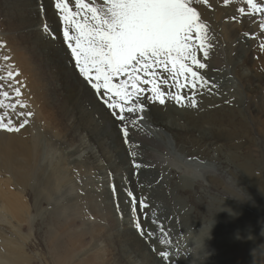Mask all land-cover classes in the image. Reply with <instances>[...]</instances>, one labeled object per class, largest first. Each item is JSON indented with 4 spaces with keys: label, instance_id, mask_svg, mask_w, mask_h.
Listing matches in <instances>:
<instances>
[{
    "label": "rangeland",
    "instance_id": "1",
    "mask_svg": "<svg viewBox=\"0 0 264 264\" xmlns=\"http://www.w3.org/2000/svg\"><path fill=\"white\" fill-rule=\"evenodd\" d=\"M69 3L75 10V0H69ZM194 6L209 27L213 45L207 59L203 58L202 52L198 53V58L208 65L199 71L206 79L212 72L231 74L230 95L221 99L216 88L208 84L200 92H207L211 106L208 108L202 104L203 111L186 108L178 112L174 110L176 103L166 100L173 107L172 114L182 118L188 129L182 137L172 135L175 149L161 148L153 158H161L171 169L162 201L172 208L192 210L191 217L200 224L205 222L209 228L213 223L210 220L218 216L220 205L241 199L245 200V210L255 217L258 224L264 225V51L259 49V31L245 27V16L248 19L252 17L248 15L246 0L236 6L225 4L224 0H208V5ZM240 7L245 8V13L238 11ZM204 9L209 13L214 9H230L233 16L242 19L232 28H220L210 24ZM35 23H40L42 30H34ZM45 24L49 33L44 31ZM62 30L55 0H38L37 5L33 0H0V75L6 76L8 70L19 72L15 77L18 83L14 86L21 88V97H14L12 89L7 88L11 82L0 83H4L5 90L13 96L12 102L20 99L27 105L24 108L18 105L16 112L10 115L17 126L25 118L28 119L29 123L24 127L26 135L34 155L43 151L42 162L47 168V172L34 169L30 172L28 184L21 195L23 207L19 203L18 211L3 208L0 197V237L5 242L14 240L22 244L28 256L26 264H70L79 259H89L91 254H95L94 258L102 257L97 260L99 262L111 257L108 243L113 241V237H106V233L112 230L115 217L108 212L106 196L91 190H97L103 181L95 177L89 166L78 171L67 153L69 149H79L76 156L85 161L82 146L98 149L99 145L94 142L95 131L91 132L89 139L87 133L79 136L76 127L67 123L71 108L77 106L75 94L78 84L84 78L75 68L74 58L62 38ZM246 32L249 33L248 47L261 53L253 57L261 64L256 73L245 66ZM225 37L229 45L225 43ZM4 56L9 59L4 60ZM71 71L78 83L67 80ZM160 71L167 78V74ZM161 87L165 92L169 91L168 87ZM92 90L95 95V90ZM184 90H181V95L185 94ZM171 91H175L174 87ZM20 112H31L32 115L18 117ZM76 112L79 126L92 119H81L80 111ZM144 112L149 115L147 109ZM0 135L11 136L16 142L19 140V132L0 129ZM114 138L116 144L121 143L118 134ZM24 158L23 153H17L15 160L22 162ZM210 165L214 166L216 173L212 172ZM61 175L66 176L63 182L59 181ZM113 184L116 193L111 192L110 195L115 196L113 208L116 216L136 224V217H140L139 206L133 214L131 206L127 208L122 202L115 183H110L111 190ZM139 184L142 186L136 184L127 189H133L135 195L139 192L150 202L151 185ZM6 185L14 196L21 194L20 188ZM124 190V197L130 199ZM120 235H124L123 230ZM113 243H117V238ZM89 248H93V252L85 255ZM224 264L245 263L238 256Z\"/></svg>",
    "mask_w": 264,
    "mask_h": 264
},
{
    "label": "bare ground",
    "instance_id": "2",
    "mask_svg": "<svg viewBox=\"0 0 264 264\" xmlns=\"http://www.w3.org/2000/svg\"><path fill=\"white\" fill-rule=\"evenodd\" d=\"M33 2L35 5L38 4V0H33ZM257 2H264V0H257ZM230 3L232 6H236L244 4L245 0H231ZM35 9L37 10L38 7ZM229 11L230 9H214L209 13L204 9V14L210 24L218 25L220 28L225 26L232 28L242 18L233 16V10ZM257 21H260L259 14L250 19L245 16V27L256 32L259 31L258 36L262 41L264 40V30H261L260 27L256 28ZM33 29L42 30L40 23H35ZM224 41L229 45L227 37ZM248 41L249 33L246 32L245 66L250 72L256 73L261 64L253 57L261 53L252 51L248 47ZM230 79L231 74L227 73L212 72L207 75L209 85L216 88L221 99H227L230 95ZM67 80L78 83L76 75L72 71ZM86 83L82 80L78 84L75 94L77 106L71 108L72 112L67 117V123L76 127V133L79 136L87 133L89 139L91 132L95 131L94 142L99 145V148L83 145L85 161H80L76 156L79 149H69L67 153L70 160L77 166L78 171L81 172L83 167L89 166L93 169L95 177L103 181L97 190L94 188L91 190L105 195L106 201L109 202L108 212L112 213L115 218L112 221L114 226L106 233V237H113V241L117 238V243H113V241L108 243V252L111 255L109 259L102 262L97 261L102 257L94 258L95 254H91L93 248H89L85 253V255L91 254L89 259H79L70 264H196L195 258L188 255V249L184 246L186 243L184 237L191 228L199 232L203 223L200 224L191 217L192 210L186 211L184 207L172 208L162 201L165 195L164 187L167 186L165 184L171 178V169L161 158L153 159L161 148L175 149L172 135L182 137L184 131L188 129L187 124L182 118L172 114L173 107L168 104V101L164 105L148 101V93L143 98V102L149 115L143 112L133 117L137 120V124L133 126L129 123V138L126 143L119 127L120 122L116 121L108 109L96 99L93 90ZM184 91V95L188 97L194 90L188 88ZM47 96L49 97V93ZM196 99V107H182L176 104L174 110L182 112L189 108L203 111L202 104L208 108L211 106L207 92L197 91ZM76 111H80L81 119L85 117L92 119L79 126ZM141 115L144 117L142 120L139 119ZM13 121L15 122V119ZM26 133L25 128L20 130L18 142L11 136L0 135V179L4 181L0 180V197L2 207L13 209L12 212L18 211L19 203L23 207L21 195L24 194L28 184L30 172L33 169L34 171L47 172V168L43 166L42 162L43 151L34 155L33 147ZM115 134L121 137L120 144H116ZM132 152L137 153L135 159L142 165L140 173L137 175H134L136 170L132 166L134 158L131 155ZM186 152L188 151L186 150ZM17 153H23L25 156L22 162L15 160ZM225 162L228 161L225 160ZM210 169L216 173L213 165H210ZM65 178L66 176L61 175L59 181L63 182ZM137 180L140 183H149L152 187L151 200L148 202L150 205L149 219L145 220L140 214L142 224L139 229L132 220L124 221L120 216H116L117 212L113 208L115 196L110 195L112 192L110 183H115L122 195V202L127 208H130V199L124 197L123 189L133 188L136 186ZM6 184L20 188L21 194L14 196L5 187ZM36 195L40 194L36 193ZM140 195L138 192L137 197L139 198ZM217 210L218 216L214 218L215 221L210 220L215 222V225L212 228L211 239L206 241L207 253L205 256L207 255V258L204 260V256L199 257V264H203V261L204 264H224L226 261L229 262L230 258L238 256L245 264H264V225L258 224L255 217L245 210V200L224 203ZM153 213L155 214V224L151 222ZM121 230L124 231L122 237ZM181 232H183L182 235ZM207 233L208 228L205 226L197 240L198 246H201L200 241ZM165 239L168 242H162ZM21 245L14 240L5 242L0 237V264H26L28 256ZM161 252L169 253V257L165 259L161 256Z\"/></svg>",
    "mask_w": 264,
    "mask_h": 264
},
{
    "label": "snow or ice",
    "instance_id": "3",
    "mask_svg": "<svg viewBox=\"0 0 264 264\" xmlns=\"http://www.w3.org/2000/svg\"><path fill=\"white\" fill-rule=\"evenodd\" d=\"M230 2L224 0L225 4ZM246 3L249 16L260 15L259 27L264 30V2L246 0ZM199 4L208 5V0H75V10L69 0H55V9L63 25L62 38L74 58L75 68L95 90L111 116L120 122L126 143L129 123L136 126L137 120L133 117L145 111L143 98L146 93L150 92L148 101L159 105L170 99L182 107H196V92L208 87L209 81L199 71L208 65L198 58V53L202 52L205 59L210 56L212 34L194 6ZM238 11L243 14L245 8L240 7ZM44 31L49 33L47 24ZM259 49L264 51V40L259 43ZM8 59L4 56V60ZM18 75V71L12 70H8L6 76L0 75V82H11L7 88L12 89L16 98L22 95L21 88L14 86L18 83L15 80ZM145 85L150 87L145 88ZM161 85L169 91L165 92ZM173 87L174 92L171 91ZM188 88L194 90L191 95H181V90ZM12 100L5 84L0 83V129L10 133L20 132L29 123L27 118L19 126L14 123L10 113H15L18 105L21 108L27 105L20 99ZM25 115L32 113L20 112L18 117ZM131 155L136 170L134 175H137L142 165L135 159L136 152ZM137 186H142L138 180ZM124 191L130 198L133 214L139 206L140 214L148 220L147 198L144 195L138 198L129 189ZM112 192L116 193L114 184ZM151 222L156 223L154 213ZM136 227H141L139 216ZM161 256L167 259L169 253L161 252Z\"/></svg>",
    "mask_w": 264,
    "mask_h": 264
},
{
    "label": "clouds",
    "instance_id": "4",
    "mask_svg": "<svg viewBox=\"0 0 264 264\" xmlns=\"http://www.w3.org/2000/svg\"><path fill=\"white\" fill-rule=\"evenodd\" d=\"M237 198V197H234ZM239 199V198H238ZM241 200V199H240ZM215 221V219L213 218ZM215 222L211 224V226L208 228V233L206 236H203L202 240L200 241V245L198 246L197 240L200 238L201 233L205 227V222L203 223L202 228L199 232H196L193 228L189 232L185 233V247L188 249V255H192L196 261V264H199V257L204 256V260L207 258V255L205 256L206 252V241L211 239V232L212 228L214 227ZM204 264V261H203Z\"/></svg>",
    "mask_w": 264,
    "mask_h": 264
}]
</instances>
